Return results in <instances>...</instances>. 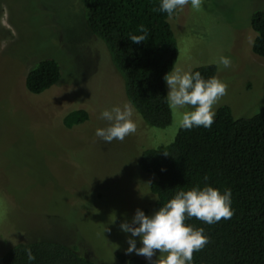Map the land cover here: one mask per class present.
<instances>
[{"label":"rangeland","instance_id":"1","mask_svg":"<svg viewBox=\"0 0 264 264\" xmlns=\"http://www.w3.org/2000/svg\"><path fill=\"white\" fill-rule=\"evenodd\" d=\"M257 9L264 11V0H202L199 11L189 3L168 18L173 66L214 65V76L228 85L214 111L227 105L235 118L254 115L264 103V58L251 52L249 19ZM220 55L231 59L230 68L216 63ZM43 57L57 61L60 77L29 93L25 74ZM125 102L123 80L88 30L80 0H0V254L45 239L74 244L95 264H125L116 251L146 258L126 253L131 233L119 225L130 223L137 208L149 216L158 210L139 159L144 148L173 139L177 115L169 107L170 122L159 128L134 108L136 132L106 143L95 135L108 124L100 113ZM76 108L87 118L64 127L62 117Z\"/></svg>","mask_w":264,"mask_h":264},{"label":"trees","instance_id":"2","mask_svg":"<svg viewBox=\"0 0 264 264\" xmlns=\"http://www.w3.org/2000/svg\"><path fill=\"white\" fill-rule=\"evenodd\" d=\"M88 30L105 45L110 61L121 76L128 100L148 125L170 122L164 76L176 58V41L161 0H80ZM148 29V39L137 44L131 35ZM249 25L254 32L251 52L264 58V11L254 10ZM208 79L212 64L192 69ZM60 68L52 57L37 60L24 77V87L38 94L54 85ZM85 109L76 108L61 119L64 127L83 122ZM141 169L150 175L148 189L159 209L180 190L206 184L223 193L231 190L230 219L205 224L196 218L185 223L203 228L209 243L195 252L192 264H264V103L250 117L235 118L227 105L215 110L210 128H177L165 145L144 148ZM207 177V179H205ZM74 245V244H73ZM73 245L36 239L19 242L0 254V264H95ZM30 248L35 260L25 252ZM117 263L151 264L146 258L116 251Z\"/></svg>","mask_w":264,"mask_h":264},{"label":"clouds","instance_id":"3","mask_svg":"<svg viewBox=\"0 0 264 264\" xmlns=\"http://www.w3.org/2000/svg\"><path fill=\"white\" fill-rule=\"evenodd\" d=\"M189 3L196 11L202 7V0H161L159 10L172 17L177 10L182 11ZM140 32L143 34L131 35L130 40L137 44L146 41L148 29L141 25ZM216 63L223 68L232 66L231 59L224 55H220ZM164 80L169 89L166 102L177 115L178 128H210L215 118L214 106L227 94L228 85L218 77L205 79L199 71L193 72L191 68L185 70L180 66H173L165 74ZM133 113L134 107L130 101L125 102L122 107L104 109L100 113V119L108 124L97 128L95 135L106 143L113 140L122 142L137 130ZM233 214L231 190L226 189L221 193L206 184L202 188L192 187L178 191L150 216L137 208L131 222L125 220L120 223L119 228L125 233H131L127 238L126 253L142 255L151 264H192L194 253L203 250L209 243V238L204 234L203 228L186 224V219L196 218L205 224H213L221 219H230ZM111 222H115V217ZM104 230L109 229L105 227ZM132 237H139L140 247L136 246ZM25 252L29 261L35 260L30 248H26ZM157 252L158 258L153 260L152 257Z\"/></svg>","mask_w":264,"mask_h":264}]
</instances>
